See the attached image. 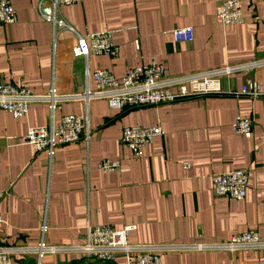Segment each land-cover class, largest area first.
<instances>
[{"label":"crops","instance_id":"1","mask_svg":"<svg viewBox=\"0 0 264 264\" xmlns=\"http://www.w3.org/2000/svg\"><path fill=\"white\" fill-rule=\"evenodd\" d=\"M10 1L16 20L0 23V81L33 93L48 91L52 79L61 93L81 92L86 82L92 86L96 67L119 79L151 60L162 63L168 75H178L264 59V0H240L244 22L226 26L215 20L222 0H81L62 7L61 16L78 34L109 31L118 47L115 57L87 60L71 54L75 37L68 30L58 34L53 57L40 0ZM184 27L191 28L192 39L176 40L172 31ZM248 79L263 85L264 66L220 77L222 92L213 96L125 111L93 99L88 142L60 144L52 158L23 140L28 128L48 124L46 104L30 105L21 118L0 109V189L7 190L0 200V243L24 246L43 239L75 245L84 240L87 225L129 223L135 227L128 240L137 243L213 242L252 228L264 238V98L236 94ZM58 105L55 120L84 112L78 101ZM236 116L252 119L250 137L233 132ZM127 125H158L163 133L135 155L121 141ZM102 158L119 160L118 169H99ZM233 168L248 171L244 197L214 195L210 175ZM259 254L182 250L162 259L163 264H264ZM11 261L35 264V254L16 253ZM40 262L123 264L124 257L116 253L106 261L59 251L43 253Z\"/></svg>","mask_w":264,"mask_h":264},{"label":"built area","instance_id":"2","mask_svg":"<svg viewBox=\"0 0 264 264\" xmlns=\"http://www.w3.org/2000/svg\"><path fill=\"white\" fill-rule=\"evenodd\" d=\"M81 0H40L38 12L50 24L52 35V52L56 46L58 34L68 30L74 34L75 42L70 48L73 56L105 55L115 57L118 47L113 42L109 31L78 34L61 16L60 9ZM48 4V6H47ZM48 8V12H46ZM16 20L15 11L10 0H0V23L12 24ZM217 23L226 26L231 23H243L244 17L240 9V0H222L215 10ZM175 39L191 40L193 31L190 27L177 28L172 31ZM257 66H264V59L250 60L247 63H234L213 67L195 73L168 75L162 63L153 60L135 66L122 78H116L112 72L102 68H94L91 72L92 86L86 82L81 92L61 93L52 79L49 90L33 93L24 85H16L0 81V109L9 112L14 118L25 116L32 104L44 103L49 109V121L46 125L30 127L26 130L23 140L31 144L34 152L45 150L52 158L56 147L60 144L83 139L89 140L88 107L93 99H102L111 109L118 111L143 106H158L162 103L178 101V99L202 95L220 94L222 92L220 77L230 76L237 72ZM88 70L86 75L88 77ZM236 94L251 100L264 98V84L248 79L244 81ZM78 101L84 104L82 114H64L56 120L54 113L58 104ZM231 128L234 133L244 137L251 136L252 119L236 116ZM163 130L158 125L140 126L127 125L121 131V141L135 155H142L144 145L155 137L161 136ZM187 166V162H184ZM117 159L102 158L97 166L102 171L118 169ZM248 171L244 168H233L215 171L210 175V188L214 195L226 198L241 199L246 194ZM7 190L0 189V200ZM3 218L0 213V222ZM45 225L43 224L42 227ZM134 224L129 223L116 228L109 224L87 225L84 240L75 245L48 244L43 239L34 245H14L0 243V264H13L11 256L16 253L31 252L35 254V264L40 262L45 252H79L83 256L110 261L116 253L124 257L123 264H163L162 256L167 252L182 250H243L260 252L259 258L264 259V238L257 229H245L232 233L228 238L213 242H164L137 243L128 240Z\"/></svg>","mask_w":264,"mask_h":264},{"label":"water","instance_id":"3","mask_svg":"<svg viewBox=\"0 0 264 264\" xmlns=\"http://www.w3.org/2000/svg\"><path fill=\"white\" fill-rule=\"evenodd\" d=\"M46 12H48L49 10H48V8H46V10H45Z\"/></svg>","mask_w":264,"mask_h":264},{"label":"trees","instance_id":"4","mask_svg":"<svg viewBox=\"0 0 264 264\" xmlns=\"http://www.w3.org/2000/svg\"><path fill=\"white\" fill-rule=\"evenodd\" d=\"M128 109V108H127ZM122 111H125V110H122Z\"/></svg>","mask_w":264,"mask_h":264}]
</instances>
